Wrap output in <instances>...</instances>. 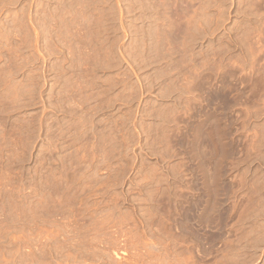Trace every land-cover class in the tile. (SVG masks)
<instances>
[{
    "label": "rangeland",
    "instance_id": "1",
    "mask_svg": "<svg viewBox=\"0 0 264 264\" xmlns=\"http://www.w3.org/2000/svg\"><path fill=\"white\" fill-rule=\"evenodd\" d=\"M0 264H264V0H0Z\"/></svg>",
    "mask_w": 264,
    "mask_h": 264
}]
</instances>
